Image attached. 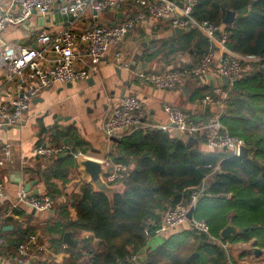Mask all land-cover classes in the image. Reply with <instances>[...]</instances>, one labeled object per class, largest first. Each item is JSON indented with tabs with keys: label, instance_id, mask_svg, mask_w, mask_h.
<instances>
[{
	"label": "trees",
	"instance_id": "obj_1",
	"mask_svg": "<svg viewBox=\"0 0 264 264\" xmlns=\"http://www.w3.org/2000/svg\"><path fill=\"white\" fill-rule=\"evenodd\" d=\"M228 10L236 12L231 25L223 22ZM192 15L197 21L225 28L226 46L231 51L264 57V0H197ZM221 122L231 135L242 138L251 148L249 158L205 151L200 147L201 139L200 145L186 147L183 140L159 129L145 132L137 129L115 138L112 161L128 166L124 179L118 182L125 181L123 189L109 198L85 182L78 194L53 206L55 219L51 223L57 234L62 236L65 231L77 237L82 231L92 234L80 237V248L72 251L62 264H127L133 255L149 247V238L160 230L164 207L187 205L194 187L205 184L202 196L195 203L194 218L206 221L208 233L184 227L187 225L175 229L162 243L141 254L144 256L141 263L235 264L223 244L255 240L257 247L264 248L260 234L251 233L264 230L262 70H252L231 85ZM43 132L48 131L43 129ZM50 137L53 143L67 147L74 139L69 129L58 128L50 132ZM75 165L71 157L69 160L58 154L37 173L48 195L53 193L52 180L65 181L69 168ZM210 210L213 213L207 214ZM10 220L0 223L1 235L5 234L3 227ZM228 224L234 225L238 232L223 239L220 232ZM17 231L16 249L33 235L29 228Z\"/></svg>",
	"mask_w": 264,
	"mask_h": 264
},
{
	"label": "built area",
	"instance_id": "obj_2",
	"mask_svg": "<svg viewBox=\"0 0 264 264\" xmlns=\"http://www.w3.org/2000/svg\"><path fill=\"white\" fill-rule=\"evenodd\" d=\"M16 11L9 8L0 12V94L11 83H16V96L10 103L0 105V126H18L31 101L46 88L56 82L72 83L98 75L101 62L113 51V61L125 68L126 51L124 40L147 20L153 24L167 21L170 27L190 28L206 38L210 43L208 51L191 66L180 65L168 71H147L139 74L142 81L155 88L173 89L187 80L206 76L213 72L229 80L240 78L246 71L264 69V57H248L231 51L227 46L228 31L208 21H197L193 7L197 0H69L57 5L61 15L70 14L72 19L59 28L38 26L36 45H21L3 42L1 33L8 25H21L32 15L45 17L53 9L55 0H8ZM121 13L115 23L103 22L98 14L104 11ZM55 57L52 61L50 56ZM246 71V72H247ZM229 90L216 88L211 93L197 98L196 103L213 109L211 118L197 122L191 114L174 105H163L169 123L161 124L152 119L143 103L135 96H122L115 103L109 101V108L102 118V130L108 140L120 138L137 129L166 131L171 125L187 136L202 140L205 151L223 152L238 156L239 149L247 146L242 138L231 135L220 121L228 104ZM7 145L1 147L2 153ZM66 149L64 146L47 143L36 145L33 156L52 160ZM80 152L74 157H80ZM106 169L104 180L116 184L125 177L127 165L113 162L108 156L101 158ZM25 164V163H24ZM204 185L194 187L189 203L170 206L162 214L160 230L171 233L187 225L199 232L208 233V225L203 219H188L187 213L197 199L202 196ZM4 184L0 181V199H5ZM23 205L36 211L52 210L54 200L48 193L33 194L23 185L16 191L8 208H0V223L21 211ZM35 235L21 242L11 261L13 264H32ZM4 239L0 234V245ZM226 244H223V247ZM141 255H133L128 263L142 264Z\"/></svg>",
	"mask_w": 264,
	"mask_h": 264
},
{
	"label": "crops",
	"instance_id": "obj_3",
	"mask_svg": "<svg viewBox=\"0 0 264 264\" xmlns=\"http://www.w3.org/2000/svg\"><path fill=\"white\" fill-rule=\"evenodd\" d=\"M68 1L55 0L52 11L43 18L44 22H41L40 16L32 15L21 25H8L1 33L2 41L35 46L38 26L59 28L68 21L54 17L57 5ZM6 8L10 11L17 10V7L10 5L8 0H0V12ZM102 14L104 15L101 16ZM120 16L121 13L112 10L98 14V18L107 23L117 22ZM123 47L126 51L124 60L129 64L128 68L115 63L111 51L102 60L98 75L72 83H54L49 88L43 89L31 101L30 108L24 113L20 125L0 126V181L3 182L6 193V198L0 199V208L9 207V201L14 199L21 185L25 189L29 185L28 190L33 194L47 193V187L37 173L42 172L45 165L52 163V160L33 156L36 145L47 143L62 145L66 150L62 152L64 155L60 154V157L69 160L71 157L74 162L79 158L74 157L78 152L82 156L94 159L108 156L112 160L111 153L116 140L113 138L108 140L102 130V118L109 108V101L115 103L122 96H135L143 103L145 111L153 120L165 125L169 123L163 110L165 104L174 105L188 112L197 122H205L211 118L213 109L207 105L197 104L196 99L200 98L199 95L207 92L208 89L231 90L232 80L225 85L224 79L213 72H209L204 77L189 79L173 89L155 88L140 78L139 74L147 71H168L180 65L191 66L195 63L208 51L210 43L194 30L175 33L167 21L153 24L152 21L147 20L124 40ZM50 58L52 61L55 59L52 55ZM262 71L264 72V69ZM251 72L249 70L242 76ZM16 94V83L13 82L1 92L0 105L10 103ZM55 128L71 131L74 139L68 147L51 141L50 132ZM43 129L48 132L42 133ZM166 131L184 142L190 137L171 125ZM6 145L7 151L2 153L1 147ZM200 147L205 150L203 145ZM130 167H133V164ZM85 182L87 178L82 176L77 164L69 168L65 181L54 178L52 180L54 206L78 194ZM70 213L74 214L71 208ZM10 219L5 225H12L13 228L3 230L5 234L2 235L4 243L0 245V264H13L10 257L16 251L18 228H29L36 237L32 244V264H62L70 258L72 251L80 248V237L92 236L90 232L82 231L77 237L72 232V238L77 240V243L65 244L63 235L57 234L51 223L55 219L54 207L52 210L36 211L23 205L21 211ZM169 235L170 233L158 231L149 238L147 246L152 249ZM95 240L93 238L92 242ZM261 249L263 251V248ZM143 257L142 255L141 260ZM253 260L258 258L255 257Z\"/></svg>",
	"mask_w": 264,
	"mask_h": 264
},
{
	"label": "water",
	"instance_id": "obj_4",
	"mask_svg": "<svg viewBox=\"0 0 264 264\" xmlns=\"http://www.w3.org/2000/svg\"><path fill=\"white\" fill-rule=\"evenodd\" d=\"M56 19L60 20H71L72 15L66 14V15H61L57 11L54 15ZM236 18V12L228 10L225 13V16L223 18V22L227 25H231ZM41 22L44 20L43 17L40 18ZM49 20V19H46ZM44 22V21H43ZM25 26V25H24ZM173 30L175 33H182L185 31H190V28H181V27H173ZM224 83L225 85L229 84V79L227 77H224ZM237 79H232V83L236 82ZM115 140V138H113ZM193 145H198V140L194 136L188 137V139L185 141V146L186 147H191ZM250 152L251 148L248 146H242L239 149V154L238 157H243V158H249L250 157ZM64 155V153H62ZM76 160V164L79 166V171L81 172L82 176L87 178V183L92 185L93 189L95 191H100L105 193L109 198L112 197V195L116 192H119L123 189V186L125 184V181L119 183V184H109L104 180L103 175L106 172V169L104 167L103 162L101 159H94L90 158L88 156H81ZM207 184L204 185L206 187ZM29 189V185L26 186V190ZM164 209H167L165 206ZM194 212H195V205L191 206L188 213H187V218L192 219L194 217ZM12 225H5L3 227V230H9L12 229ZM242 231H246V228H242ZM237 232V228L232 225L228 224L225 226L221 232L220 235L223 239H227L233 234ZM63 242L67 245H74L77 243V240L72 238V232L71 231H65L63 233ZM253 246V254L255 256H258L261 252L262 249L255 246V240L252 242ZM150 247H147L141 254L144 252H147ZM140 254V255H141ZM141 262V261H140ZM127 264H133V263H127Z\"/></svg>",
	"mask_w": 264,
	"mask_h": 264
},
{
	"label": "rangeland",
	"instance_id": "obj_5",
	"mask_svg": "<svg viewBox=\"0 0 264 264\" xmlns=\"http://www.w3.org/2000/svg\"><path fill=\"white\" fill-rule=\"evenodd\" d=\"M103 15L104 14H102L101 16H103ZM245 68H246V71H247L248 67L246 65H244V69ZM254 70H258V69L254 68ZM116 184H119V183H116ZM204 202H207V201H204ZM206 204H208V203H205V205ZM210 213L212 214L213 210L212 211L210 210V212L207 213V214H210ZM184 227H188V226H184ZM242 228H246V227H242ZM237 232H238V229H237ZM251 233H254V235L256 233H258V234H260V237H262L264 239V230H258L256 232L251 231ZM253 241L254 240H251V242H249V243H243V242L230 243L229 245L226 244L224 246V248H226L228 250V253L232 257V259L235 262V264H264V248H263V251H262L263 253H260L258 256H255L253 254V246H254L252 244ZM246 252H248V253L246 254ZM255 257H257L258 260H253Z\"/></svg>",
	"mask_w": 264,
	"mask_h": 264
}]
</instances>
